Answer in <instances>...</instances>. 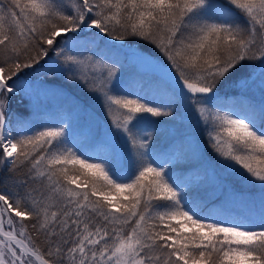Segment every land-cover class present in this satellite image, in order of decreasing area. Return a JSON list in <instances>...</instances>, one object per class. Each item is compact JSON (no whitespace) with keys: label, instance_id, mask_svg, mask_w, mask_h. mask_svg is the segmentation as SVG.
I'll return each mask as SVG.
<instances>
[{"label":"snow or ice","instance_id":"obj_1","mask_svg":"<svg viewBox=\"0 0 264 264\" xmlns=\"http://www.w3.org/2000/svg\"><path fill=\"white\" fill-rule=\"evenodd\" d=\"M49 73L100 106L95 132L13 109L62 94ZM257 75L259 103L225 105ZM185 114L222 199L161 158ZM0 264H264V0H0Z\"/></svg>","mask_w":264,"mask_h":264},{"label":"rangeland","instance_id":"obj_2","mask_svg":"<svg viewBox=\"0 0 264 264\" xmlns=\"http://www.w3.org/2000/svg\"><path fill=\"white\" fill-rule=\"evenodd\" d=\"M255 79H256V86H254L248 92L251 94H256L257 96L261 97V90L259 88V76L257 75ZM39 80L46 81L44 76L42 75H40ZM123 83L125 84L130 83L127 79V73L124 77ZM225 86H231V84ZM60 87L63 89L62 94H53L52 92H44L43 90H41L39 93L35 92V94L33 92L31 95L26 97L25 99L27 103L26 109H24L23 107L22 111L25 113L24 115H28L29 109L31 108L33 110L32 117L36 116L35 119L34 118L33 119L36 120L37 122H47L48 124H56L60 120H67L71 124L73 139L81 140L83 139V137L80 136L79 134L82 131L90 128L92 129L93 132H95L98 125L103 124L105 122L104 113L101 111V108L98 104H96L94 101L88 100L86 94L81 92L77 87L73 85V88H75L78 91L79 95L83 98V101L90 108L91 113L93 114L91 117H89L83 111H78L72 101L73 94H72V98H68V93H70V91L66 87L63 86ZM62 99L66 101V104L61 103ZM76 99L78 98L76 97ZM29 101H31V104H29ZM17 102H19L18 99L14 100L12 103V107H16L15 105L17 104ZM236 104H239V102L238 103L229 102L227 106L234 107L237 111H243L242 107H237ZM19 107L20 105H18V109ZM51 109L59 110V115L56 117H51L50 115L44 112L46 110L50 111ZM51 112H55V111L51 110ZM161 119H168V118H161ZM187 122L189 123V125L186 126L190 127L189 128L190 131L196 129L195 123L191 115L189 114H185L183 117L178 115L174 122L161 124L158 133L154 135V141L157 144V146L163 145L164 142L166 140H169L170 138L173 139L177 129H179L182 126V124ZM166 159L170 161L169 166L175 165L173 171L176 174L179 172V169L182 170V168L185 167L184 166L185 158L183 155H180L178 152H173L168 154L166 156ZM184 177H186L184 183L189 186H199L200 193L202 195L204 194L211 195L213 200L223 198V194L219 190L218 183L215 180L209 182L206 177L202 176L201 172L188 173ZM242 188H246V187H242ZM248 191L249 190H243L241 192L244 193L246 197H255L258 207V195H257L258 190L256 193H252Z\"/></svg>","mask_w":264,"mask_h":264},{"label":"trees","instance_id":"obj_3","mask_svg":"<svg viewBox=\"0 0 264 264\" xmlns=\"http://www.w3.org/2000/svg\"><path fill=\"white\" fill-rule=\"evenodd\" d=\"M44 72L48 71V68H45L43 70ZM44 76L43 74H41ZM46 81H55L60 86L66 87L70 93H68V98L77 97L78 100L81 102L83 101V98L79 95L78 91L73 88V84L71 82L65 83L63 80H61L58 76H54L52 73H49L46 77L44 76ZM247 92H241L240 90H237L236 88L232 86H224L221 89V95L224 97H227V99L224 101V103H229V101L235 100L237 102H240L243 109H247L248 101L244 99V97H249L251 100H254L257 102L259 100V96L256 94H247ZM35 94V92H34ZM233 97H235L233 99ZM61 103H65V100H61ZM85 103V102H84ZM258 103V102H257ZM18 105H20L18 109ZM26 101L23 102H17L15 105L16 107H13V109L17 112H19L21 115H24L25 113L22 111V108L26 109ZM246 111V110H245ZM189 123H184L182 126L177 129L175 136L173 139L166 140L163 145H158L157 148L160 151L161 158L166 159V156L173 152H178L180 155H183L185 158V164L184 168L179 169V172L175 175L179 178L181 182H184L185 175L188 173H194V172H201L203 174V177H206L208 181L215 180L217 182V175H214L212 169H215V173L219 174L221 169L215 165L211 159H210V149L206 148V145L204 143V138L201 137L199 130L196 128L193 131L189 130ZM180 126V125H179ZM188 129V130H187ZM193 132V134H192ZM193 137V139L199 144V152H193L191 147L189 146L188 137ZM157 145V144H156ZM184 177V178H183ZM234 184V187L238 191L243 190H249L248 192L256 193L257 189L247 187L242 188L237 182L231 181Z\"/></svg>","mask_w":264,"mask_h":264},{"label":"bare ground","instance_id":"obj_4","mask_svg":"<svg viewBox=\"0 0 264 264\" xmlns=\"http://www.w3.org/2000/svg\"><path fill=\"white\" fill-rule=\"evenodd\" d=\"M39 110H40V109H39ZM41 111H42V110H41ZM92 114H93V113H92ZM79 115H80V114H79ZM80 116H81V115H80ZM35 117H36V116H34V117H32V118H34V119H35Z\"/></svg>","mask_w":264,"mask_h":264}]
</instances>
